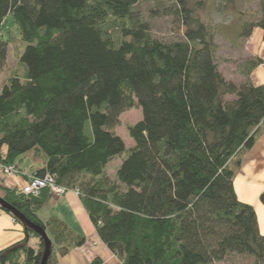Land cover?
Returning a JSON list of instances; mask_svg holds the SVG:
<instances>
[{"label": "trees", "instance_id": "16d2710c", "mask_svg": "<svg viewBox=\"0 0 264 264\" xmlns=\"http://www.w3.org/2000/svg\"><path fill=\"white\" fill-rule=\"evenodd\" d=\"M139 1L0 0V69L5 19L25 45L23 75L12 74L0 90V164L16 167L30 155L41 166L33 176L78 189L97 236L122 264H234V255L264 264V230L234 188L242 156L264 130V84L249 80L260 60L239 65L243 84L226 80L200 7L175 0L172 15L184 31L166 43L134 9ZM237 14L228 46L254 28L264 41V0L257 16ZM135 105L142 117L127 127L134 145L114 183L106 167L125 144L113 130ZM2 191L47 234V264L84 244L58 218H38L48 189L37 197ZM259 201L264 209V190ZM23 228L25 238L0 252V264H40L44 243Z\"/></svg>", "mask_w": 264, "mask_h": 264}, {"label": "crops", "instance_id": "0c3cea01", "mask_svg": "<svg viewBox=\"0 0 264 264\" xmlns=\"http://www.w3.org/2000/svg\"><path fill=\"white\" fill-rule=\"evenodd\" d=\"M229 47L232 52H235L233 53L235 55L233 61L238 56L241 58L236 62L237 65L245 61L260 60V64L250 73L249 80L254 85L264 84V41L262 31L259 28H254L251 36L241 41L240 45L234 43ZM219 71L226 80L237 85L246 81L237 71V76L231 78L222 72L220 66ZM32 161L33 164L29 166H24L25 160L23 157L16 162V167L25 172L21 176L3 177L0 171V185L3 186L2 188L5 187L19 192L26 183V175H33L34 171L41 167L38 162L33 159ZM2 188L0 187V197L3 196ZM234 188L239 200L253 206L257 219L258 217L261 219L264 227V209L259 201V195L264 190V130L256 138L253 147L242 156L240 166L236 170ZM43 208H48V211H41ZM40 211L46 214H41ZM37 216L42 221L56 217L74 234L84 237L85 242L82 246L73 248L62 257L55 256V264H120L119 260L101 242L80 200L74 196L67 195L56 201L49 198L47 203L37 211ZM24 238L23 225L0 209V252L21 242ZM31 242L32 240L29 239V246ZM30 247L36 249L37 240Z\"/></svg>", "mask_w": 264, "mask_h": 264}, {"label": "rangeland", "instance_id": "374dc122", "mask_svg": "<svg viewBox=\"0 0 264 264\" xmlns=\"http://www.w3.org/2000/svg\"><path fill=\"white\" fill-rule=\"evenodd\" d=\"M260 2L261 0H187L188 7L190 9L200 7L197 11L198 15L209 25V27L215 30V42L218 45L217 55L220 60L219 66L221 70H223L222 72L230 78L237 76L236 71L237 73L239 72V65L244 63H240L239 65L236 64V62L241 59L239 56L233 61V58L235 57L233 53L235 52H232L226 43L229 42L227 40L234 37L235 30H237V24L241 20L237 13H243L241 15L249 20L252 18V15H258ZM174 6L175 0H140L134 9L138 11L144 20L148 21L150 31L154 38L162 42L170 43L180 40L184 31L181 24L177 22L174 15H172ZM236 14V21L231 22L234 21L233 16ZM1 34L4 39L9 40V45L7 48L5 65L2 69H0V90L12 74L22 76L25 70L24 65L19 63V56L21 55L25 45L18 39L15 27L11 25L10 18L5 19L1 27ZM141 117V109L135 105L133 108L125 110L120 115L119 124L113 130L114 133L123 140L125 144V152L120 157L114 158L106 167V176L111 182L116 183V170L120 165L121 160L127 156L129 148L134 145L132 139L127 133V127L141 120ZM23 158L25 160L24 166L33 164L30 155H25ZM0 171L3 174H1L3 177L21 176L25 173L15 166L14 169L6 172L5 168L1 166V164ZM26 176L27 180L24 186H26L27 181L32 178L33 175L30 174ZM0 187L2 188L3 186L0 185ZM22 189L19 192L22 193ZM238 190L240 191V189ZM1 192L3 191L1 190ZM67 195H72L80 200V192L78 189L69 188L65 194H59L58 190H52L50 192V199H52V201H56ZM41 211L47 212L48 208H43ZM41 214L46 213L41 212ZM258 224L260 230H264L263 223L259 217ZM31 240L32 242L30 243V246L33 245V242H35L36 239L32 238ZM232 260L234 264H252V259L244 256L234 255L232 256ZM120 264L122 263L120 262Z\"/></svg>", "mask_w": 264, "mask_h": 264}, {"label": "built area", "instance_id": "2783aa9c", "mask_svg": "<svg viewBox=\"0 0 264 264\" xmlns=\"http://www.w3.org/2000/svg\"><path fill=\"white\" fill-rule=\"evenodd\" d=\"M1 166L5 168L6 172H8V170L11 171V169H14V166ZM43 189H48L49 192L52 190H58L59 194H65L68 191V188L66 187L56 186L54 179L51 176L46 175L43 179L32 176V178L27 181L26 186L23 187L22 194L37 197Z\"/></svg>", "mask_w": 264, "mask_h": 264}, {"label": "water", "instance_id": "95a60500", "mask_svg": "<svg viewBox=\"0 0 264 264\" xmlns=\"http://www.w3.org/2000/svg\"><path fill=\"white\" fill-rule=\"evenodd\" d=\"M0 208L7 210L23 226H26V227L32 229L33 231H35V233H37L40 236L41 240L44 243V251L42 254L40 264H47V261H48L49 255H50L51 242L48 239L45 231L42 228H40L39 226H36V225L32 224L31 222H29L20 212H18L13 206H11L9 203H7L5 200H3L1 197H0Z\"/></svg>", "mask_w": 264, "mask_h": 264}, {"label": "bare ground", "instance_id": "6f19581e", "mask_svg": "<svg viewBox=\"0 0 264 264\" xmlns=\"http://www.w3.org/2000/svg\"><path fill=\"white\" fill-rule=\"evenodd\" d=\"M2 210V209H1ZM3 211V210H2Z\"/></svg>", "mask_w": 264, "mask_h": 264}]
</instances>
